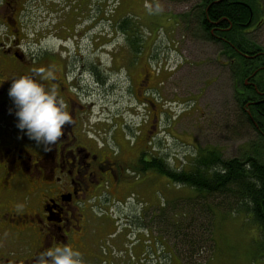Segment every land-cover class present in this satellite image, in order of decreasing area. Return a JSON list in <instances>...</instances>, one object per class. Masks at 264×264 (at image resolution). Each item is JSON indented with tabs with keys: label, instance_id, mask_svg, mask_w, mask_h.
I'll return each mask as SVG.
<instances>
[{
	"label": "flooded vegetation",
	"instance_id": "obj_1",
	"mask_svg": "<svg viewBox=\"0 0 264 264\" xmlns=\"http://www.w3.org/2000/svg\"><path fill=\"white\" fill-rule=\"evenodd\" d=\"M108 3L109 0H0V264H36L42 252L65 244L80 251L82 263L119 264L130 258V251L135 259L137 249L133 244L124 252L126 233H114L118 221L112 213L122 214L117 205L123 206L130 196L140 197V187L149 183L152 173L138 172L141 158L167 162L169 157L166 144L159 138L161 112L153 100L145 97L155 78L148 58L150 69H143L142 79L137 72L141 56L139 0H125L134 15L122 14L118 20L116 30L126 38V52L113 51L111 69H118L117 64L127 67L128 90L153 110L151 116L146 111L148 128L139 140L129 139L126 143L130 148L137 145V154L129 155L132 149L120 143L115 144L116 149L109 145L107 137L94 130L93 108L102 101L110 83L109 69L100 56L106 54L100 49L108 42L103 41L101 28L96 31L106 19L103 14ZM60 5L72 8L62 19ZM119 7L118 11L123 12V2ZM91 8L97 17L94 21ZM77 21L84 28L81 36L89 37L87 51L80 50L76 38L72 39H76L78 50L61 45L69 40L68 34L62 37L61 33L73 35ZM220 25L221 22H212L211 42L225 58L223 65L231 70L237 56L245 60L260 57V69L264 70V38L262 51L248 57V38H226V30ZM260 27L264 32V17ZM244 33L248 34V28ZM27 38L38 39V49L29 46ZM50 39H55L57 45L52 50L45 47ZM21 75H30L46 88L55 89L72 117V123L50 151H43L16 127V109L8 88L11 79ZM253 76L245 78V85L256 89ZM94 97H99L98 103L93 102ZM252 104L255 103L250 100L245 108ZM134 132L139 128H129L128 133ZM123 228L133 230L126 225ZM135 237L139 242L137 234ZM116 251L122 255L116 254L117 261L113 263Z\"/></svg>",
	"mask_w": 264,
	"mask_h": 264
},
{
	"label": "rangeland",
	"instance_id": "obj_2",
	"mask_svg": "<svg viewBox=\"0 0 264 264\" xmlns=\"http://www.w3.org/2000/svg\"><path fill=\"white\" fill-rule=\"evenodd\" d=\"M140 1L141 32L138 47L141 56L140 69L137 72H140L139 76L142 79L145 74L143 69H150L148 58L154 68L155 78L149 83L152 89L146 90L145 97L153 100L158 112H161L159 138L166 144L170 165L175 169L190 171L198 150L214 147L221 151L225 159L255 156L264 161V141L248 123L240 107V102L245 105L248 92H245V88L236 80L235 72L240 71L237 67L238 57L236 65L229 70L223 65L225 58L218 54V47L204 38L205 34L198 22L201 0ZM233 1L251 4L258 22L264 16V5L262 7L264 0ZM120 2H123V12L117 9L120 8ZM60 7L63 10L60 16L62 19L72 8L63 5ZM89 11L94 21L97 18L94 8ZM118 12L121 14L118 15ZM127 13L134 15L132 10L127 9L125 0H109L107 12L103 14L106 19L103 20V25L96 29V31L102 29V39L108 42L100 49L106 54L101 53L100 56L109 69L110 83L104 91L102 101H99V97L93 98V102L99 101V104L93 108L92 124L96 126L94 130L97 129L103 138L107 137L109 145L116 149L118 148L115 146L116 143L128 149L130 147L126 143H129V139L139 140L148 128L145 123L148 121L147 113L151 116L153 112L151 107H146L147 103L138 101V98L128 90L127 67L117 64L118 69L114 71L111 69L113 51L126 52L124 48L126 38L116 30V27L120 16ZM79 23L80 21H77L76 25ZM76 28L78 31L75 30L73 35L61 33L62 37L67 34L69 36L67 44L61 42V45L67 50H78L74 44L77 39L80 50L87 51L90 46L89 37L81 36L83 27L77 25ZM248 33L246 35L249 42L262 48L263 29L258 25ZM27 41L33 49L40 46L35 45L38 42L36 38H27ZM45 47L50 50L57 47L56 40L50 39ZM118 62L121 63L120 60ZM134 76L138 78L137 73ZM129 128H139V132L128 133ZM136 146L131 147L132 150L128 151L127 155L137 154ZM162 178L152 174L147 181L149 183L140 187L138 191L139 201L132 197L129 203L117 205L124 215L112 213L118 221V233L121 230L126 233L125 241L130 246L134 240L137 241L136 234L141 240L139 244L136 242L133 244L137 249L135 259L130 251L127 255L130 258L121 260L119 264H188L183 262L182 258L191 251L193 254L201 252L197 256L201 258H197L194 264H264L263 254L259 250L258 225L254 224L249 215L230 213L220 200L213 197H209L207 202L216 208L214 240L211 241L209 238L203 246L193 247V250L183 245L184 237L176 238L173 232L172 217L176 215L177 218H181L187 213L193 205V201L189 200L195 198L196 193L188 187L177 186L170 181L165 182V178ZM172 200L179 201L172 205L170 203ZM205 202L203 198L196 200L198 211L202 212V205ZM174 206L183 212H173ZM189 220L190 218L182 220L179 225L187 226ZM125 225L131 226L133 230L123 228ZM148 226H152L154 230L148 231ZM194 231L197 232L196 227L188 226L181 234L191 235ZM131 248L132 246L129 249ZM202 248L206 252H202ZM116 254L122 255L120 251H116L111 260L113 263L117 261ZM131 258L133 261H130Z\"/></svg>",
	"mask_w": 264,
	"mask_h": 264
},
{
	"label": "trees",
	"instance_id": "obj_3",
	"mask_svg": "<svg viewBox=\"0 0 264 264\" xmlns=\"http://www.w3.org/2000/svg\"><path fill=\"white\" fill-rule=\"evenodd\" d=\"M201 2L198 22L207 39L213 41L211 32L213 30L212 22L215 21L221 22L220 26L226 30L224 33L226 38H247L244 30L252 29L256 21L251 4L233 0H201ZM259 51L262 49L248 40V56H254ZM237 57V67L240 68V71L235 72V76L242 88H245V92H248L245 97V105L250 100L255 103L248 110L242 102H240V107L245 113L248 123L261 134L259 136L264 141V70L260 69L261 58L245 60L241 56ZM241 66H243L242 69ZM253 74L256 89L247 87L244 81L246 77ZM256 124H259L260 127ZM259 158L247 156L225 159L217 148H204L199 149L196 153L190 171L175 169L168 161L165 162L159 158L153 159L151 162L141 158L138 172H151L156 177L165 178V182L170 181L174 185L188 187L196 193L195 198L189 200V202L193 201L191 209L188 208L189 211L181 218H177L176 215L172 217L173 232H175L176 238L184 237L183 245L191 247L193 250V247L203 246L209 238L211 241L214 240V209L216 208L207 202L209 197H213L220 200L230 213H244L246 216H251L254 224L260 228L259 250L264 258V161ZM199 198L206 201L202 205V212L198 211L196 204V200ZM178 201L172 200L170 203L175 205ZM173 208V212H183V210L178 211L177 206ZM189 218L187 226L179 225L182 220ZM188 226L196 227L197 232L194 231L191 235H182L181 232ZM202 252H206V250L202 248ZM200 253L193 254L191 251L182 260L188 264H194L197 262V258H201L197 257Z\"/></svg>",
	"mask_w": 264,
	"mask_h": 264
},
{
	"label": "clouds",
	"instance_id": "obj_4",
	"mask_svg": "<svg viewBox=\"0 0 264 264\" xmlns=\"http://www.w3.org/2000/svg\"><path fill=\"white\" fill-rule=\"evenodd\" d=\"M8 95L16 109V127L43 151H50L72 123L55 89L46 88L30 75H21L11 79ZM36 264H82L81 253L65 244L42 252Z\"/></svg>",
	"mask_w": 264,
	"mask_h": 264
}]
</instances>
